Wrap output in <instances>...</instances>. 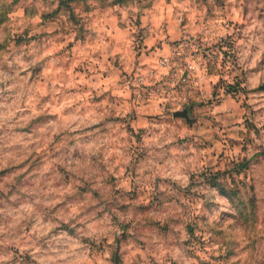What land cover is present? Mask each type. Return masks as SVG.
Wrapping results in <instances>:
<instances>
[{
  "label": "rangeland",
  "instance_id": "obj_1",
  "mask_svg": "<svg viewBox=\"0 0 264 264\" xmlns=\"http://www.w3.org/2000/svg\"><path fill=\"white\" fill-rule=\"evenodd\" d=\"M0 264H264V0H0Z\"/></svg>",
  "mask_w": 264,
  "mask_h": 264
},
{
  "label": "water",
  "instance_id": "obj_2",
  "mask_svg": "<svg viewBox=\"0 0 264 264\" xmlns=\"http://www.w3.org/2000/svg\"><path fill=\"white\" fill-rule=\"evenodd\" d=\"M173 114H174V115H181V116H185V117L188 116L187 109L176 110V111H174Z\"/></svg>",
  "mask_w": 264,
  "mask_h": 264
}]
</instances>
